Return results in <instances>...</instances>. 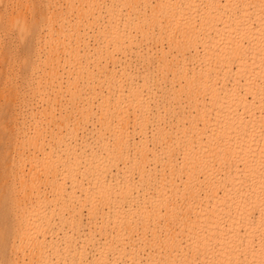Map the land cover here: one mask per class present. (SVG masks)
<instances>
[{"label": "bare ground", "instance_id": "6f19581e", "mask_svg": "<svg viewBox=\"0 0 264 264\" xmlns=\"http://www.w3.org/2000/svg\"><path fill=\"white\" fill-rule=\"evenodd\" d=\"M0 264H264V0H0Z\"/></svg>", "mask_w": 264, "mask_h": 264}]
</instances>
